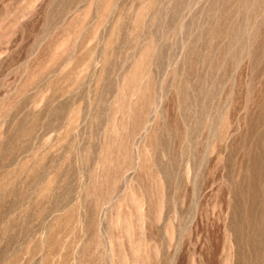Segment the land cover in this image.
<instances>
[{"label": "rangeland", "instance_id": "374dc122", "mask_svg": "<svg viewBox=\"0 0 264 264\" xmlns=\"http://www.w3.org/2000/svg\"><path fill=\"white\" fill-rule=\"evenodd\" d=\"M0 264H264V0H0Z\"/></svg>", "mask_w": 264, "mask_h": 264}]
</instances>
